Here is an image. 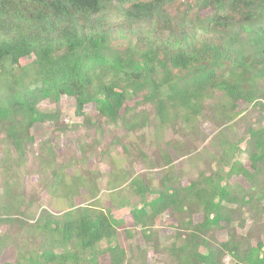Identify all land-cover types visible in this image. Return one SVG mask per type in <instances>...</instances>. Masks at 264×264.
I'll return each mask as SVG.
<instances>
[{
    "label": "trees",
    "instance_id": "trees-1",
    "mask_svg": "<svg viewBox=\"0 0 264 264\" xmlns=\"http://www.w3.org/2000/svg\"><path fill=\"white\" fill-rule=\"evenodd\" d=\"M63 97L83 119L72 128L85 130L80 159L32 134L59 125ZM90 131L112 135L99 153L107 175L88 167ZM242 145L249 168L235 159ZM119 149L161 178L119 167ZM170 150L194 156L187 186ZM100 186L112 206L128 205L125 190L141 202L136 254L121 246L119 230H130L103 208ZM82 189L91 202L78 207ZM53 202L67 210L53 213ZM166 215L176 226L162 239ZM263 218L264 0H0V264L9 248L6 264H149L150 254L153 264H264Z\"/></svg>",
    "mask_w": 264,
    "mask_h": 264
},
{
    "label": "rangeland",
    "instance_id": "rangeland-1",
    "mask_svg": "<svg viewBox=\"0 0 264 264\" xmlns=\"http://www.w3.org/2000/svg\"><path fill=\"white\" fill-rule=\"evenodd\" d=\"M30 61L29 60H22V65L28 64ZM44 110L49 111V110H56L57 106L54 104H51L50 102H45V105L43 106ZM245 105L243 103L240 104V107L238 110L242 111L244 110ZM59 111H60V118L61 121L59 125L56 127L54 124H36L35 127L32 130V134L35 137L36 143L40 144L44 142L46 139L54 137V139L58 138L60 141L61 145V152L62 154H68L72 157H77L81 158L82 154L79 149L78 145V137L81 134L82 137L85 134V130H81L78 132L72 130L73 126L77 124H82L83 119L78 117L76 114V105L75 101L73 98L70 97H63L59 106ZM87 113L90 115H96L95 112V107L94 105H89L86 108ZM246 112H243L242 115H244ZM241 115V116H242ZM60 128L59 130L63 131H57V129ZM204 132L211 138L215 132L213 131L211 125L209 124H204L202 126ZM68 130V131H67ZM121 132L117 133L119 135ZM89 137H86L87 143L93 142V140L98 141V144L96 145V153H92V158L89 160L88 167L90 170H96L101 172L103 175L109 174L111 168L109 165V161L107 159H104L102 156L99 155L100 151L104 150L103 148L109 144V142L112 140V135L107 134L104 136L102 139L99 138V135L95 133L94 131H90L87 134ZM150 137V134H148ZM173 138V133L171 131H167L165 133V139L171 140ZM209 138V140H210ZM209 140L205 143L204 147L209 148ZM142 147H145L144 149L148 151L149 154H151L154 151V147H149L148 142L147 144L141 145ZM246 148V145H242L241 151L236 155L235 159L241 161L247 168L250 167V162L244 153V150ZM118 155H115V160H117V164L119 167H124L125 169H129L131 166V169H134V172L136 174H150L152 178L155 180H159L162 176V170L161 169H153L149 170L146 169V166L142 164L139 161H135L131 157L129 162L126 160V158L123 159L121 158L122 150L119 149ZM170 153L174 159V164L176 168L180 171L183 172V179H182V184L184 186H187L189 184V179L194 178L197 175V172H192L191 170V163L190 162L194 156L190 157H178L175 152L170 150ZM209 173V170L205 171ZM38 177L34 175L29 179L30 184L35 185L38 182ZM231 185L236 186L238 184L247 187V184L238 177H234L230 181ZM101 189V200L103 203V208L107 210L111 215L118 220L124 221L126 224L127 229L130 230V233H128L125 229H120L119 230V242L123 248H125L128 252L132 251L133 253H137L136 248L137 246H144V240L141 235L140 229L136 228L134 225V221L131 215L132 209L135 207H141L142 204L139 201L138 198L132 196V194H128L127 192H123L120 195V198L122 199L121 202H128V205L124 207H115L112 206L110 199L108 198L109 191L105 189L104 186H100ZM149 199H152L153 196H149ZM91 201L89 200V196L87 195L86 189L81 190V195L75 200V204L80 207V206H85L88 205ZM67 207L66 204L59 203V202H53L51 208H49L53 213L55 214H60L63 210ZM202 216L198 215L196 216V221H201ZM264 221V218H263ZM176 226V222L172 216L166 215L165 217L160 218L157 221V228L161 233L162 239L165 236L171 235L174 233V229ZM250 224L248 227L250 228ZM218 238L220 240H224L227 238V233L226 231H220L218 233ZM263 242H264V236H263ZM16 258V250L14 248H9L7 249L2 258H1V264H6L10 262H14ZM155 258L153 254L149 255V264H153L155 262ZM226 264H232L230 260L227 258L225 260ZM100 264H111L110 262V257L108 255H104L101 260Z\"/></svg>",
    "mask_w": 264,
    "mask_h": 264
}]
</instances>
